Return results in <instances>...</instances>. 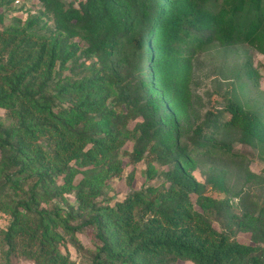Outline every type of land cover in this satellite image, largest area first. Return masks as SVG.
I'll use <instances>...</instances> for the list:
<instances>
[{"label":"trees","instance_id":"1","mask_svg":"<svg viewBox=\"0 0 264 264\" xmlns=\"http://www.w3.org/2000/svg\"><path fill=\"white\" fill-rule=\"evenodd\" d=\"M43 1L53 6L52 29L0 30V108L11 120L0 124L6 253L76 264L63 254L64 234L89 231L92 264H264V218L237 215L194 174L203 154L220 150L207 129L262 142L263 117L231 95L229 121L207 118L190 141L180 125L190 83L183 51L217 40L264 52V0ZM125 158L146 164L149 184L134 190L131 172L128 196L100 204ZM213 180L223 188L224 176ZM213 217H226L227 228ZM235 230L253 233L254 242L239 241Z\"/></svg>","mask_w":264,"mask_h":264},{"label":"rangeland","instance_id":"2","mask_svg":"<svg viewBox=\"0 0 264 264\" xmlns=\"http://www.w3.org/2000/svg\"><path fill=\"white\" fill-rule=\"evenodd\" d=\"M82 1L85 0H73L74 6L79 7ZM52 8L53 6L46 5L43 0H29L20 4L11 1L9 6L0 5V30L22 29L32 24L33 31L45 33L54 26ZM203 31L206 37L212 35V28ZM183 52L186 57L190 56V83L185 88L189 91V105L186 107L185 119H180L186 141H190L197 126H205L209 117L211 121L230 120L231 114L225 110V106L227 97L231 95H236L244 106L259 113L264 119V52L256 45H229L215 40L206 47L186 49ZM126 68L130 69L129 64ZM10 123L8 112L0 108V124ZM134 123L132 122L131 126ZM207 130L206 133L215 138L217 149L220 150L203 154L198 160L194 174L205 184L209 195L218 200H230L232 210L237 215L242 216L246 212L264 218V141L243 143L242 135L233 130ZM215 132L217 134L214 136ZM221 139L231 148L232 153L221 150L227 148L222 145ZM132 147V143L127 144V149ZM123 165V174L112 181L104 196L98 198L100 204L104 205L109 198L110 203H116L128 196L131 189L127 179L131 172L134 190L149 184L145 173L147 167L143 161L133 166L128 163V158H125ZM218 176H224L223 188L213 180ZM67 201L75 203L74 195H68ZM65 202L59 205H65ZM213 219L214 225L219 229L227 228L226 217L225 220H217L215 217ZM82 221L83 219H74L72 223L77 225L82 224ZM10 223V216L0 211V264H36L35 260L19 254L8 255L4 250L1 235ZM59 230L64 233L62 229ZM89 235V231H77L74 235L64 234L67 248L63 249V254L69 253L70 260L76 264H92L95 244ZM234 236L244 243H253L255 240V235L250 232L235 230ZM180 264L195 263L184 260Z\"/></svg>","mask_w":264,"mask_h":264},{"label":"built area","instance_id":"3","mask_svg":"<svg viewBox=\"0 0 264 264\" xmlns=\"http://www.w3.org/2000/svg\"><path fill=\"white\" fill-rule=\"evenodd\" d=\"M16 4L23 3L24 1H29V0H12Z\"/></svg>","mask_w":264,"mask_h":264}]
</instances>
